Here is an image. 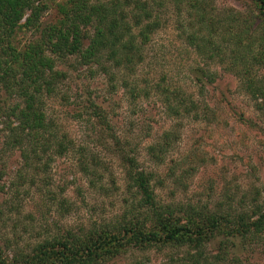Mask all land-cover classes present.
Instances as JSON below:
<instances>
[{
  "label": "rangeland",
  "instance_id": "1",
  "mask_svg": "<svg viewBox=\"0 0 264 264\" xmlns=\"http://www.w3.org/2000/svg\"><path fill=\"white\" fill-rule=\"evenodd\" d=\"M168 1L162 11L163 24L147 46L144 62L129 76L142 91L137 99L128 93L122 75L112 88L101 70L92 74L86 65H60L66 71L62 90L49 96L45 105L58 124V133L68 135L70 148L54 155L48 167L23 169L18 152L3 147L0 126V170L5 183L0 194V229L5 237L24 248L49 233L89 228L129 209L134 195L126 180L127 166L115 140L104 131L100 109L92 103L107 114L114 133L139 167L151 173L159 202L214 207L230 195L236 203L241 199L263 203L264 117L237 76L189 44L182 27L187 18L181 13L184 3ZM253 5V0H206L211 16L224 21L237 12L253 14ZM54 14L50 8L45 19ZM35 33L24 28L18 38L24 44ZM200 66L215 73L214 82L198 83L193 69ZM254 72L264 78V67ZM166 86L178 92L174 108L185 99V105H195L196 110L175 114L162 91ZM166 136L172 147L160 158L153 156L150 147L163 143ZM171 167L175 176L170 174ZM187 168L192 173L183 183L176 182L175 177L184 175ZM20 171L34 174V182L29 177L20 179ZM218 247L215 240L206 248L212 264H264V238L241 244L233 254ZM219 254L224 255L220 260ZM184 259V249H133L102 264H169L173 260L180 264Z\"/></svg>",
  "mask_w": 264,
  "mask_h": 264
},
{
  "label": "trees",
  "instance_id": "2",
  "mask_svg": "<svg viewBox=\"0 0 264 264\" xmlns=\"http://www.w3.org/2000/svg\"><path fill=\"white\" fill-rule=\"evenodd\" d=\"M172 1L184 3L181 13L185 12L187 18L182 27L189 44L237 76L264 117V78L254 72L256 67H264V0H253V14L241 16L237 12L225 21L211 16L206 0ZM168 2L0 0L2 144L18 152L23 169L48 167L54 155H63L70 148L68 135L58 133V124L48 116L45 105L49 96L62 90L66 71L60 65H86L92 74L101 70L112 88L122 75L133 99L142 94L129 76L144 62L146 48L163 24L162 11ZM50 8L55 14L46 20ZM24 28L36 33L22 44L18 31ZM193 71L202 85L215 80L209 67H195ZM162 91L175 114L196 110L195 105L187 107L185 99L174 108L178 92L168 86ZM62 97L66 99L67 95ZM92 105L100 109L104 131L115 140L127 166L126 180L134 201L111 221L76 231L52 232L24 248L0 229V264H102L133 249L152 248L184 249L185 259L180 264H212L206 248L215 240L218 250L233 254L241 244L251 245L264 238V201L241 199L236 203L229 195L214 207L207 203L186 207L159 202L151 173L140 168L137 158L127 152L101 106ZM171 147V138L166 136L163 143L152 145L150 150L160 158ZM20 173V179L29 177L34 182V174ZM191 173L192 168L183 169L184 175L175 177L176 182L183 183ZM170 174L176 175L174 167ZM3 176L0 170V194L5 190ZM218 257L220 260L224 255ZM169 264L178 263L173 260Z\"/></svg>",
  "mask_w": 264,
  "mask_h": 264
}]
</instances>
